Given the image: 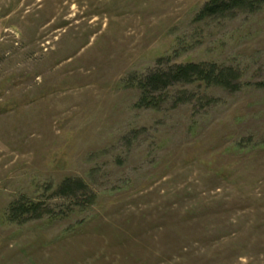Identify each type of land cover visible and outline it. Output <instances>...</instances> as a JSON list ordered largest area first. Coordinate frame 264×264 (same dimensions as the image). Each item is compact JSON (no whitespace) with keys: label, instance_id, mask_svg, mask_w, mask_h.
<instances>
[{"label":"rangeland","instance_id":"rangeland-1","mask_svg":"<svg viewBox=\"0 0 264 264\" xmlns=\"http://www.w3.org/2000/svg\"><path fill=\"white\" fill-rule=\"evenodd\" d=\"M208 1L0 0V264H264V0L199 19ZM189 63L239 89L140 104ZM22 198L50 211L12 222Z\"/></svg>","mask_w":264,"mask_h":264},{"label":"trees","instance_id":"trees-1","mask_svg":"<svg viewBox=\"0 0 264 264\" xmlns=\"http://www.w3.org/2000/svg\"><path fill=\"white\" fill-rule=\"evenodd\" d=\"M263 0H209L201 8L198 18L204 19L212 16L227 14L239 9L256 8ZM238 74L230 68H221L214 64H184L173 65L166 69L150 72L138 82L142 93L140 104L144 107L156 102L154 95L166 91L175 84L201 83L207 86H217L230 91L239 89ZM87 187L80 181L65 180L57 190L58 195L72 198L80 196L87 199ZM87 194V195H86ZM81 198V201L83 200ZM80 199V198H79ZM46 207L33 203L27 199L13 202L8 211V218L12 222L39 219L49 212Z\"/></svg>","mask_w":264,"mask_h":264}]
</instances>
